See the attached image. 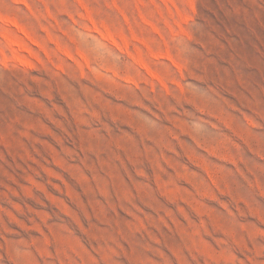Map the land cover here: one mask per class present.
<instances>
[{"label": "rangeland", "instance_id": "1", "mask_svg": "<svg viewBox=\"0 0 264 264\" xmlns=\"http://www.w3.org/2000/svg\"><path fill=\"white\" fill-rule=\"evenodd\" d=\"M0 264H264V0H0Z\"/></svg>", "mask_w": 264, "mask_h": 264}]
</instances>
